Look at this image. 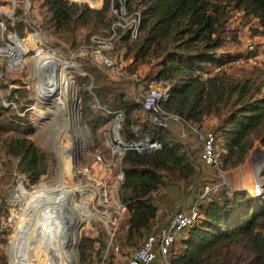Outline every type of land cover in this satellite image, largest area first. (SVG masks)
<instances>
[{
  "label": "trees",
  "instance_id": "16d2710c",
  "mask_svg": "<svg viewBox=\"0 0 264 264\" xmlns=\"http://www.w3.org/2000/svg\"><path fill=\"white\" fill-rule=\"evenodd\" d=\"M41 1L48 12L47 25L72 42L79 27H89L88 35L104 29L108 34L114 21L108 14V2L102 9L91 11L67 0ZM227 3L245 15L258 18L264 25V0H129V10H140L141 24L135 39L123 32L122 46L124 59H131L134 64L130 73L137 76L138 67L145 66L146 74L140 78L144 83L171 84L168 97L161 104L164 112L196 128L201 125L205 111L220 118L212 131L220 165L237 166L254 147L256 133L264 128V72L253 70L238 75L223 68L240 58L218 52L227 38ZM90 6L100 8V0ZM207 65L219 69L209 71ZM202 73L207 76L203 78ZM103 90L92 84L88 92L104 104L107 98ZM112 104L124 111L123 136L133 138L141 132L159 139L161 147L141 153L127 151L122 157L119 195L126 219L122 231L117 232L115 247L109 251L108 259L122 247L135 251L146 235L157 234L164 228V225L156 226V221L168 204L166 195L160 194L169 186L167 176L178 174L181 179H189L198 173L185 145L169 136L167 126L152 123L138 100L115 93ZM4 111L0 106V115ZM16 121L15 130L21 136L6 137L4 151L15 161V169L30 184H35L48 171L47 155L27 137L34 132L33 128L23 127L20 120ZM92 122L98 128L107 119L99 116ZM0 131H6L1 123ZM261 177L259 193L240 190L229 195L225 189L208 193L199 205L198 219L177 241L181 250L168 255V264H227L216 253L221 243L230 240L243 244L253 253L248 264H264V233L260 225L264 219V165ZM99 241L100 238H81L79 264H94L93 257L100 255V248L104 247L102 243L96 249L95 243ZM59 249L72 264H77L76 253H67L66 246ZM53 251L61 259L54 246ZM0 264H6L3 255H0ZM36 264L47 262L43 258Z\"/></svg>",
  "mask_w": 264,
  "mask_h": 264
},
{
  "label": "rangeland",
  "instance_id": "374dc122",
  "mask_svg": "<svg viewBox=\"0 0 264 264\" xmlns=\"http://www.w3.org/2000/svg\"><path fill=\"white\" fill-rule=\"evenodd\" d=\"M96 1L97 0H94L93 2L89 1V4H94ZM27 3L28 7L25 6ZM75 4L90 10L85 3ZM105 5L106 0L104 1V6ZM227 5V38L219 48L218 52L230 53L240 58L238 61L226 65L225 70L230 74L238 75L253 70L264 72V25H262L261 20L258 18L251 15H245L242 11L233 9L232 4L227 3ZM25 9L26 13L24 14ZM47 14V9L42 4L41 0H28V2L24 0H0V105L2 100L8 98L10 95H16L19 99L17 109H5L0 115V123L6 128V131H0V221L12 208L9 205V199L15 188L12 172L16 170L15 161L10 157H7L5 154L3 140L6 137L21 136L15 130L16 120L18 118H21V124L25 125L23 127L33 128L34 132L27 137L47 155L49 165L48 171L39 179V183L48 187H55L60 183L61 176H66L64 170L61 173L58 169L57 156L53 149L55 141L50 138L52 133H54V125L56 123V121H53V123L51 121V117H55V109L52 108V111L50 112L46 111L44 117L47 119L39 121L37 119L39 116L38 110L41 109V107L36 105L34 110H27L24 117H19L17 112L23 108L21 106L22 104H35L39 91L48 87L51 78L54 77L59 70L64 71L72 88H74L73 92L80 97V103L77 105L78 113L77 111L76 113L74 111L75 116L76 118H79L78 115H80L84 121L81 123V121H78V118L75 119V121L72 122V127L68 131L73 138L74 145L72 146V149L74 152H77V148L82 149L81 152L77 153L80 157V163L90 164L91 158L89 156L85 157L87 152L93 153L98 151L106 155L108 124L105 123L98 128L94 126V123L92 122L93 119L102 115H100L99 111L96 109V99L93 98V96L91 97L88 92L89 87L93 84L95 88H104L105 90H103V94H105L107 98V103H104L103 105L116 107L117 104H112L115 93H121L126 96L127 99L139 100L142 94L139 86L145 85L140 78L146 74V67L139 66L136 70L137 76H134V74L130 73L134 68L132 60L124 59L125 48L122 46L123 32L118 34L114 46V54L118 58L120 57L125 63V77H120L113 74L107 68L97 65L89 55H83L80 52V48L88 45L92 36L105 34L108 31L107 29L88 35L89 27L81 26L75 31V41L72 42L71 38L66 36L65 38H62L47 25ZM108 14L112 16L110 13ZM34 33H38L39 35H31ZM14 34L18 38L13 36ZM11 39L16 44L15 48L18 49L19 57L26 53L22 55L23 67L17 71H9V58L7 57V53L2 51L7 44L14 46V43L9 41ZM43 42L45 45L39 47L43 48L44 53L39 54V56L37 55V51L40 49L38 48V45ZM248 44L253 46L250 50ZM46 47L55 50L56 53L51 51L47 53ZM41 55H43L42 58ZM40 58L47 62V69H45L43 73L37 67V61L40 60ZM58 58H65L68 61L61 59L58 60ZM67 66L74 67L69 68L68 71H66ZM202 77L205 78L203 75ZM82 78L85 80H82ZM262 94H264V88L262 89ZM219 119L220 118H217L213 113L205 111L198 130L201 132L213 131L216 129ZM46 121H51L50 125H48ZM181 125L172 119H168L166 126L168 127L169 136L185 145L187 152L195 160L198 173L195 177L189 179H181L178 174H175V176L172 177H166V180L169 179V186L161 190L160 194L166 195L168 204L165 206V209H162L160 212L158 219L160 223L161 221L168 220L175 212L188 209L201 196V194L206 191V189L208 190L207 194L216 193L221 189L227 190L229 195L240 190H247L253 194L257 192L254 187V176L255 171H259V177L262 183L263 178L261 177V171L263 167L260 168V162L261 159L264 158V128L256 133L254 147L241 164L237 166L230 164L225 166L224 164H221L218 167H208L203 165L199 159L200 143L197 136L190 127L186 126L184 123H181ZM182 131H184L185 136H180ZM65 141L67 142V138ZM67 184L68 183H63L66 190H59L64 201H68L72 212L77 217H79L80 214H88V211L83 212L82 209L78 210L77 213L75 212V209L72 208L73 194L71 191H68L69 187H66ZM29 185L32 184L28 181L27 186ZM38 187L39 186L36 185L33 188ZM259 187L256 185L257 190ZM53 192L54 195H57L58 193L57 191ZM24 207V204L17 205L16 211L20 213L27 212L28 210H25ZM125 219L126 211L120 218L119 233L123 229L122 225L125 222ZM260 225L264 233V219L260 220ZM74 230L71 231V234H74ZM75 232L77 233L75 234L76 242L78 231L75 230ZM15 233L16 225L10 229L3 230L0 228V255L5 257L6 264H11L10 243L15 236ZM100 234L101 233L96 236L93 231L87 230L86 233L82 235V239L84 237L100 238V241L95 243L96 249H99L103 243V238ZM71 236L73 238V235ZM21 238L23 237L21 236V233H19L14 240L17 243H20ZM15 241H13V244H15ZM55 242L58 241L55 239ZM66 242L72 243L70 236L67 238ZM55 244H53V246L57 249V252L61 257L60 259L52 250V254L56 256H53L56 263L72 264L66 254L59 249L63 248V246L57 244L56 247ZM64 245L67 246L66 252L73 255L76 251L75 246L70 248V245ZM103 248H100L101 253ZM16 252L21 254V251ZM133 252L134 250L132 248H119V250L108 259V263L106 262L105 264H127V261ZM25 254L28 259L27 264H31V252ZM216 254L220 255L221 259L227 264H248L253 259V253L249 252L248 248L243 246V244H238L237 241L231 240L221 243L219 252ZM79 255L78 251V257ZM100 255H94V264L99 263Z\"/></svg>",
  "mask_w": 264,
  "mask_h": 264
},
{
  "label": "built area",
  "instance_id": "2783aa9c",
  "mask_svg": "<svg viewBox=\"0 0 264 264\" xmlns=\"http://www.w3.org/2000/svg\"><path fill=\"white\" fill-rule=\"evenodd\" d=\"M24 1L28 2V0ZM67 1L85 3L92 10H100L104 6L105 0H100V8L98 9L89 6L85 1ZM128 1L129 0H106V2H108V13L114 18L108 34L105 36H92L89 44L80 48L81 54L89 55L97 65L107 68L113 74L120 77H125V63L120 57L118 58L114 54V46L118 34L121 31L126 32L130 39H135L138 36L141 24L140 10H129ZM25 6L28 7V3L25 4ZM26 9L24 14L26 13ZM36 34L38 33L31 35ZM13 36L17 37L15 34ZM9 41L14 43V46L7 44L2 51L6 52L9 58V71H17L23 67L22 55L26 53L15 58L12 50H14L16 44L12 39ZM41 45H45L44 42L39 44L38 48H40L39 46ZM252 47L253 46L249 45V50ZM46 49L47 53L50 51L56 53L55 50L49 47H46ZM43 53V48L37 51V55ZM42 57L43 55H41V58ZM59 59L66 60L65 58H58V60ZM74 66H67L66 71ZM214 69L218 70L219 68ZM202 75L206 77L207 73H202ZM144 84V86H139L142 94L138 101L141 103L142 109L147 113L150 121L160 126H166L168 119L180 121L177 116L167 114L162 109L161 104L167 99L169 90L162 87L161 82H149ZM73 94L75 105L73 110L76 112L77 105L80 103V97H78L75 92H73ZM63 99L65 100L64 96ZM18 101L19 99L16 95H10L8 98L2 100L0 106L4 109H17ZM54 103L56 104V100H54L53 97L42 96L39 91V95L36 97V103L28 105L22 104L21 106L23 108L17 112V115L19 117H24L27 110H34L35 106L38 105L41 109L38 110L39 116L37 119L43 121L47 119L44 117V113L46 111H52V108L55 107ZM69 107L70 106L67 104L64 106L63 103L58 107L60 113H67L66 116L62 117L61 123H58L51 117L52 123L53 121H56V123L54 125V133H52L50 138L55 141L53 149L56 152L58 169L61 173L63 170L66 173V176L60 178L59 184L65 181L68 185L72 184L73 186H77L74 190V199L76 202H85L88 214H82L79 217H75L74 214L68 215V207H64L63 209L61 207L62 211L55 213V204L50 202L51 197L57 195H54V192L49 190L41 192L38 196L33 195L35 191L48 189L49 187L39 183L40 180L35 184L29 185V187L27 186L28 179L26 176L14 170L12 176L15 188L9 199V205L12 208L0 221V228L3 230L10 229L16 225V233L10 244H13L14 238L16 235H19V233H21L23 237L20 243L15 244V248L10 249L11 264L12 260H15L13 253L17 254L20 262H23L25 260L23 256L26 255L25 253L27 252H31V264L41 262L43 258L47 264H57L54 259L56 256L52 254L53 244L56 243L64 246V237L72 229L78 231V239L75 242V250L78 258L77 264H79L78 247L82 235L86 233L87 230L93 231L96 236L101 233L100 235H102L103 238L104 248L98 264H105L109 257V251L115 247L120 218L126 211L119 195L123 180V169L121 166L122 157L127 151L141 153L161 147L159 139L141 132H138L133 138L123 136L121 133V124L124 119V111L120 108L103 105L96 99V109L99 111L100 115L107 119L108 124L106 155L98 151L93 153L87 152L85 157L89 156L91 158V163L81 164L79 161L80 157L77 153L81 152L82 149L77 148V152H74L72 149L73 138L68 132L72 127V120L68 117ZM78 116V121H81V123L84 122L82 117H80V115ZM20 119L18 118L17 120ZM20 121L22 122V120ZM46 123L50 125V121H46ZM187 126L192 129L199 140V159L202 164L208 167L220 166L219 155L215 147L216 138L214 133L212 131L201 132L198 128L189 124H187ZM64 137L70 138V142L66 146L63 145ZM36 185L39 187L33 188ZM261 187L262 183L256 193L261 191ZM207 192L208 190L206 189L187 210L175 212L169 219L167 225L157 234L146 235L141 245L128 259L127 264H155L157 261H159L160 264H168V255L172 251H175V246L183 231L194 224L198 219L200 215L199 205L206 198ZM21 204L25 205L24 209L28 210L27 212L20 213L16 211V206ZM86 223L88 224L87 228H85ZM53 236L58 238L59 242H55ZM16 251H21V254Z\"/></svg>",
  "mask_w": 264,
  "mask_h": 264
},
{
  "label": "bare ground",
  "instance_id": "6f19581e",
  "mask_svg": "<svg viewBox=\"0 0 264 264\" xmlns=\"http://www.w3.org/2000/svg\"><path fill=\"white\" fill-rule=\"evenodd\" d=\"M84 1L89 4V1H87V0H84ZM89 6H90V4H89ZM17 50H18L17 48H15L14 50H12L13 51L12 52L13 53V56L15 58L16 57L17 58L19 57V54H18V51ZM37 63H38V67L41 68L40 71L43 73L44 70L47 69V66H46V63L47 62L41 60V58H40V60H38ZM40 95H42V96L43 95H45V96H51V97L54 98V100H56V104L54 103V106H55L54 107V109H55V111H54L55 112V115L54 116L55 117H53V119L56 120L58 123H61L62 117H64V116L67 115L66 112L60 113V111L58 109V107L62 103H63L64 106H66V104L68 106H70L69 107V112H68L69 119L72 120V122L75 121V119H77L76 116H75V113L76 112L74 113V110H73V107H74L73 88H72L70 82L68 81V79L66 77V73L64 71L59 70L54 75V77L51 78V82L48 84V87L46 89L40 91ZM63 96L65 97V100L63 99ZM66 138L67 137H64V140H63V145L64 146H66L70 142V138H67V142L65 141ZM63 183L66 184L65 181H62L61 184H59L56 187H49L48 189H42V190L40 189V190H37V191L34 192L33 195L38 196L43 191H48V190L49 191H55V190H57L58 191L57 196L51 197V202H50V203L53 202V204H55V213H58L59 211H62V209L64 207H68V209H67L68 215H71V214L73 215L74 213L71 211V207L68 204V201L67 200H66V202L64 201V199H63V197H62V195L60 194V191H59L60 189L66 190L65 189V186L63 185ZM260 184H261V180H260V177H259V171L256 170L255 171V176H254V187H255V191H257L256 185H257V187H259ZM66 187H69V190L68 191H71L72 194H73L71 206H72L73 209H75V212L78 213V210H81V209H82L83 212L84 211H87V205L85 204L84 201H82V202H76L75 199H74V190H75V188H77V186H73L72 184L71 185H68L67 184ZM61 207H62V209H61ZM80 215H82V214H80ZM74 216L77 217L76 215H74ZM87 227H88V224L86 223L85 228H87ZM70 233H71V231L68 232V234H66V236L64 237V242H65L64 244L70 245V248H72L73 247L72 246V243L71 242H66L67 238L70 236ZM53 237L56 239V241L59 242V239L58 238H56L55 236H53ZM64 246H66V245H64Z\"/></svg>",
  "mask_w": 264,
  "mask_h": 264
},
{
  "label": "crops",
  "instance_id": "0c3cea01",
  "mask_svg": "<svg viewBox=\"0 0 264 264\" xmlns=\"http://www.w3.org/2000/svg\"><path fill=\"white\" fill-rule=\"evenodd\" d=\"M206 70H209V71H214L215 69H214V66H210V65H207L206 66ZM161 85L165 88V89H168L169 90V88H170V86H171V84L170 83H168V82H161ZM175 121V120H174ZM175 122H178V123H180V125H181V123H184V122H182V121H175ZM186 126H187V124L186 123H184ZM182 126V125H181ZM181 130H183V129H181ZM180 136H185V133H184V131H182L181 133H180ZM200 154V153H199ZM187 210V209H186ZM71 211H72V209H71ZM169 221V219L168 220H166V221H161V223H160V221H156V226H163L164 225V227H165V225L167 224V222ZM72 230H74V229H72ZM71 230V231H72ZM75 234H77L76 232H75V230H74V234H71L70 233V238L72 239V246H75ZM71 235H73V238H72V236ZM78 239V237H77V235H76V240ZM15 241V240H14ZM17 242L15 241V244H16ZM15 244H11V246H10V249H12V248H15ZM181 245H179V244H177L176 246H175V251H179V250H181ZM76 253V251L74 252V254ZM73 254V255H74ZM13 255H14V259L15 260H12V264H27V262H28V259L26 258V255H24L23 257H24V261L23 262H20L19 260H18V257H17V254H14L13 253ZM21 257H22V255H21Z\"/></svg>",
  "mask_w": 264,
  "mask_h": 264
},
{
  "label": "water",
  "instance_id": "95a60500",
  "mask_svg": "<svg viewBox=\"0 0 264 264\" xmlns=\"http://www.w3.org/2000/svg\"><path fill=\"white\" fill-rule=\"evenodd\" d=\"M261 164H260V168H262L263 167V163H264V158L263 159H261V162H260ZM261 180V179H260Z\"/></svg>",
  "mask_w": 264,
  "mask_h": 264
}]
</instances>
